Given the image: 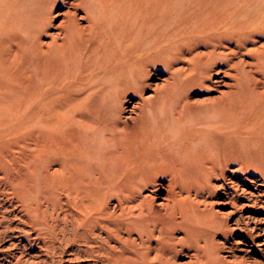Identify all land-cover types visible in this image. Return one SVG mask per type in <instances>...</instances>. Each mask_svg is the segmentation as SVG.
<instances>
[{
	"label": "bare ground",
	"instance_id": "1",
	"mask_svg": "<svg viewBox=\"0 0 264 264\" xmlns=\"http://www.w3.org/2000/svg\"><path fill=\"white\" fill-rule=\"evenodd\" d=\"M148 1L18 0L15 25L0 35L5 39L0 63L13 74L37 58L51 55L49 70L67 60L68 51H90L98 56L96 73L113 76L128 92L148 65L170 56L171 77L184 88L179 96L191 89L208 94L195 106L169 110L170 116L177 111L187 120L167 141L150 139L149 132L132 156L125 122L85 123L82 141L73 145L83 152L85 184L67 187L66 207L60 203L52 213L44 210L40 222L26 215L45 253L25 263L18 257V264H54L66 247L69 262L176 264V247L195 231L193 216L210 213L218 192L224 190L234 209L230 213L242 208L237 202L242 189L227 187L236 182L224 177L226 171L233 178L255 172L264 180V0H152L156 11L150 17L133 8ZM57 5L63 12H56ZM149 107H141V116ZM162 191V201L155 203ZM6 193L0 186V209ZM25 205L30 212L32 205ZM161 219L171 222L167 235L158 228ZM176 231L183 236L175 237ZM22 232L29 240L31 232ZM194 248V264H207L205 247ZM238 258L228 264L264 263Z\"/></svg>",
	"mask_w": 264,
	"mask_h": 264
},
{
	"label": "rangeland",
	"instance_id": "2",
	"mask_svg": "<svg viewBox=\"0 0 264 264\" xmlns=\"http://www.w3.org/2000/svg\"><path fill=\"white\" fill-rule=\"evenodd\" d=\"M17 1L0 0L2 37L15 25ZM150 1L134 4L133 8L143 14L147 12L150 17L156 11V3ZM63 10L62 5H57V13ZM2 37L0 44L5 43ZM89 52L78 50L72 55L68 51L65 54L67 60L49 70L47 66L52 56L37 58L16 70L17 74H13L6 63H0V186L7 192L3 196L5 205L0 209V215L4 217H0L3 221L0 223V264H18V257L21 263L35 261V255L45 253L26 215L36 217L35 222H40L44 210L52 213V206L57 208L60 203L66 207L67 187L85 184L80 171L83 152L73 148L74 144L82 141L85 123L99 127L106 120L115 118L125 122L127 155L132 156L150 135L149 132L152 135L148 138L167 141L171 138V130L187 120L178 116L177 111L170 116L169 110H177L184 103L195 106L208 95L204 90L191 89L182 91L179 96L184 88L181 80L171 77L170 56H163L155 66L154 63L148 65L145 73L131 85L132 89L122 92V88L113 82V76L103 77L96 73L98 56ZM248 71L246 68L245 72ZM46 88L50 91L41 94V90ZM134 90H140V93ZM144 104L150 107L143 117L140 109ZM249 120L245 119L246 125ZM175 139L181 141L180 136ZM232 176L227 171L224 173L227 180L236 182L226 184L227 187L237 185L243 190L239 191L237 198L242 208L230 213L234 209L226 202L224 190L218 192V197L212 199L216 202L210 207V213L193 216L195 231L184 245L176 247L179 251L176 264H194L192 257L196 245L205 247L204 253L209 259L207 264H228L238 257L247 262L256 259V262L263 263L264 180L260 174L250 171L235 174V178ZM215 184L220 185L221 182ZM158 195L155 203L162 201L163 191ZM25 203L32 205L30 212L26 210ZM33 224L35 229L44 228ZM170 227L168 219L158 220V228L163 235H167ZM22 231L31 232L29 240ZM174 234L181 238L184 233L176 231ZM69 253L66 247L62 255L53 259L54 264H88L86 259L69 262Z\"/></svg>",
	"mask_w": 264,
	"mask_h": 264
}]
</instances>
